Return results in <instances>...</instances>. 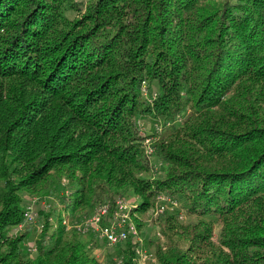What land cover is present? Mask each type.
<instances>
[{"label":"trees","instance_id":"obj_1","mask_svg":"<svg viewBox=\"0 0 264 264\" xmlns=\"http://www.w3.org/2000/svg\"><path fill=\"white\" fill-rule=\"evenodd\" d=\"M148 114L174 126L156 176ZM63 176L71 212L108 200L100 186L111 212L141 197L132 216L175 200L151 264H264V0H0V264H101L49 199L25 251L22 192ZM103 241L140 264L139 238Z\"/></svg>","mask_w":264,"mask_h":264},{"label":"rangeland","instance_id":"obj_2","mask_svg":"<svg viewBox=\"0 0 264 264\" xmlns=\"http://www.w3.org/2000/svg\"><path fill=\"white\" fill-rule=\"evenodd\" d=\"M142 89L146 94L150 93L145 81L142 83ZM149 98L151 99V95ZM173 127L174 126L172 125L171 120H169L167 124H164L163 120L159 119L157 115L153 116L152 114H148L146 121L140 120L139 131L143 135H147L144 142L146 144V153L148 155V159H150L151 166L150 172L146 174L151 176L164 174V165H162L155 156L156 149L153 146V141L156 140L162 133L170 132ZM75 184L67 176H63L62 178H54L50 181L46 189L47 191L43 194H31L27 191L22 192L23 197L30 201L27 205H32L36 211L35 220L27 222L23 226V228L28 227L26 230L28 231V234L24 241L25 251L31 255V251L35 246V237L41 231L46 221L45 215L39 213L37 206L43 203L45 205L48 204L49 199L53 201V205H55V209L50 211L48 218L49 221L52 222L53 228L57 227L60 215L63 218V223L66 225L68 232L71 233V231L76 228L78 231L84 233L81 234L82 239L88 243L90 251L92 254L96 255L101 264H113L114 261L120 262L122 258L119 256L118 250L114 249L111 252L108 249V245L101 238H99L93 230L85 229L83 227L85 221L95 212L97 207L103 204H108L112 207L113 199L108 196L110 190L106 192L108 189H106L105 186L99 187V192H105L104 199L108 200L103 201L102 204H100V202L97 207H92L88 210L78 209L77 212L75 210L71 212L69 210L71 209L70 205L73 203V191ZM121 197L122 198L120 199L124 200L130 208L141 199V197L135 194L131 189H129V191ZM170 204L171 202L168 200V196L163 195V193L158 194L155 197V204L153 206L144 211H137V213L132 216L134 220H137L135 218H138V221L141 224L139 226V241H141V245H144L143 247L139 246L137 249V257L140 264H151V262H149V258L155 260L151 251H154L155 245L158 241L163 240L162 227L164 225V219L162 213L166 208H169L172 211H177L180 208L178 204L174 206V208L170 207ZM50 209L51 208L49 207V210ZM185 219L189 220L190 218ZM161 222L163 224H161ZM89 233H91V235H88Z\"/></svg>","mask_w":264,"mask_h":264},{"label":"built area","instance_id":"obj_3","mask_svg":"<svg viewBox=\"0 0 264 264\" xmlns=\"http://www.w3.org/2000/svg\"><path fill=\"white\" fill-rule=\"evenodd\" d=\"M171 202L173 205L176 204L175 200H171ZM116 205L117 208L113 212L110 211V205H100L83 224L85 229L93 230L99 238L110 245L121 243L131 236L136 238L140 236L139 226L133 219L128 204L124 200L118 199ZM35 216L34 207L28 206L24 212V221L18 227L22 229L26 222L34 221Z\"/></svg>","mask_w":264,"mask_h":264}]
</instances>
